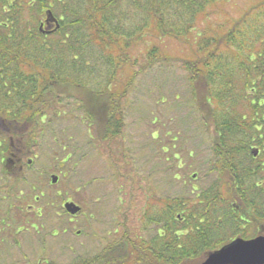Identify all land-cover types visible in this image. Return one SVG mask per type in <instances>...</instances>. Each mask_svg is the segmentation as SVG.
<instances>
[{
	"label": "trees",
	"instance_id": "16d2710c",
	"mask_svg": "<svg viewBox=\"0 0 264 264\" xmlns=\"http://www.w3.org/2000/svg\"><path fill=\"white\" fill-rule=\"evenodd\" d=\"M240 8L234 0H0V114L14 115L11 124L26 126L28 146L52 101L63 100L56 93L66 90V100L74 95L70 86L93 103L87 120L97 125L99 141L119 137L121 100L141 72L171 62L153 45L146 49V62L139 63L133 50L146 35L189 46L191 57L182 67L197 99L203 83L202 100L211 111L204 119L213 138L210 171L217 179L211 187L188 197L149 199L147 223L162 231L138 239L134 256L132 247L112 243L73 264H199L225 242L216 236L228 231L221 219L228 220L230 201L241 200L224 194L244 195L249 191L241 181H264V0H249L237 15ZM48 10L59 27L45 36L40 27ZM28 14L33 26L27 22L22 28ZM255 150L262 159L252 165ZM132 256L138 259L119 263Z\"/></svg>",
	"mask_w": 264,
	"mask_h": 264
},
{
	"label": "rangeland",
	"instance_id": "374dc122",
	"mask_svg": "<svg viewBox=\"0 0 264 264\" xmlns=\"http://www.w3.org/2000/svg\"><path fill=\"white\" fill-rule=\"evenodd\" d=\"M234 2L241 7L236 11L239 15L249 0ZM26 16L22 28L27 22L31 28L33 20L28 14L26 21ZM46 19L44 15L43 22ZM130 27L126 22L125 28ZM153 38L146 35L133 50L139 63L146 62V49L153 45L171 62H160L140 73L121 100L124 129L114 141H99L97 125L90 124L86 112L95 107L81 89L70 86L71 98L52 101L45 118L52 119L51 123L45 121L37 131L35 162L26 167L24 182L9 191L10 201L22 203L25 223L19 229L22 234H17L11 219L3 255L0 248V264H73L92 257L105 242L109 246L115 239L114 231L120 229L124 217L137 240H149L159 228L145 218L149 199L188 197L196 190H208L216 181L210 171L213 138L204 119L211 117V111L202 100L203 83L197 99L182 67L192 52L173 38ZM62 93L64 99L68 92L63 89ZM58 112L62 114L55 116ZM261 159L258 156L252 165ZM52 175L58 176L56 184L51 182ZM17 193L20 200L13 196ZM96 196L104 198L105 206L95 208ZM89 198L91 209H86ZM70 200L82 206L77 216L63 207ZM92 211L95 214L90 217Z\"/></svg>",
	"mask_w": 264,
	"mask_h": 264
},
{
	"label": "flooded vegetation",
	"instance_id": "af4514ba",
	"mask_svg": "<svg viewBox=\"0 0 264 264\" xmlns=\"http://www.w3.org/2000/svg\"><path fill=\"white\" fill-rule=\"evenodd\" d=\"M54 24L45 22L43 23V31L47 32L53 29ZM45 36L49 34H44ZM3 76H0L2 78ZM65 93H56L58 99ZM63 100H66L65 98ZM10 113V111H8ZM62 113H57L55 116H60ZM14 115L10 114H0V248L3 255V249L8 245L7 237L9 228L12 224L11 219L15 223L17 229V234H22L19 229L24 226V207L22 203H17L11 199L9 191L11 193L12 189L21 185L24 182V174L26 167H30L35 162V151L36 146L39 143L37 138V132H33L31 135L33 139L32 146L27 144V136L29 132L25 129H16L15 127L19 125L11 124L10 118ZM47 115L45 114V117ZM29 137V136H28ZM228 182H240V181H225ZM244 183V190L249 191L248 193L241 194H224L225 199H233L237 197L241 201L237 203L236 201H230L229 205V216L228 220L221 219V224H228V231H217L216 236L221 237V240H225L224 243L219 244L216 249L231 243L236 238H243L245 240H252L257 237H264V181H241ZM238 189L233 187V190ZM241 190V189H240ZM19 194H22L20 191ZM18 193L15 199L20 200V195ZM17 197V198H16ZM72 201V200H70ZM90 198L86 201L85 208L91 209ZM93 201L97 203L95 208L98 206H105L104 198L102 196L93 197ZM75 202V201H73ZM78 204L77 202H75ZM103 203V204H102ZM87 212V211H86ZM99 212V211H98ZM86 214V213H85ZM94 211H92L89 216H94ZM72 220V219H71ZM120 229H116L114 234L115 239L110 242L103 244L97 253L103 252L108 247L114 245L120 247H132L131 255H135V243L137 241V236L132 232L130 226L127 225L126 219L124 217L120 222ZM158 232L162 230L157 228ZM157 232V233H158ZM110 233V232H109ZM226 234V235H225ZM95 236V235H94ZM18 248L20 247L19 239L15 240ZM107 246V247H106ZM95 253L94 255H96ZM129 257L126 259L119 260V263L132 262L138 259L137 257ZM2 259L1 261H3Z\"/></svg>",
	"mask_w": 264,
	"mask_h": 264
},
{
	"label": "water",
	"instance_id": "95a60500",
	"mask_svg": "<svg viewBox=\"0 0 264 264\" xmlns=\"http://www.w3.org/2000/svg\"><path fill=\"white\" fill-rule=\"evenodd\" d=\"M46 21L56 23V29L59 27L58 20L51 10L47 11ZM257 154L258 150H255L254 155ZM57 181L58 176L52 175V182ZM64 207L71 215H76L81 210V207L74 202H66ZM199 264H264V237L260 236L252 240L236 238L231 243L208 252Z\"/></svg>",
	"mask_w": 264,
	"mask_h": 264
}]
</instances>
